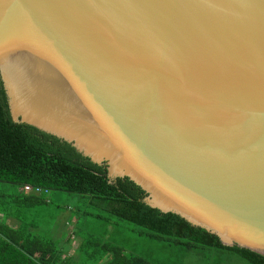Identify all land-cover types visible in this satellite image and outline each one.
<instances>
[{
    "label": "water",
    "instance_id": "1",
    "mask_svg": "<svg viewBox=\"0 0 264 264\" xmlns=\"http://www.w3.org/2000/svg\"><path fill=\"white\" fill-rule=\"evenodd\" d=\"M0 77L15 122L264 255V0H0Z\"/></svg>",
    "mask_w": 264,
    "mask_h": 264
},
{
    "label": "trees",
    "instance_id": "2",
    "mask_svg": "<svg viewBox=\"0 0 264 264\" xmlns=\"http://www.w3.org/2000/svg\"><path fill=\"white\" fill-rule=\"evenodd\" d=\"M3 184L15 189H0V214L4 217L0 220V264H187L185 260L195 259L193 255L200 264H239V258L250 264H264V255L225 245L206 228L174 212L152 207L144 201L145 190L129 177L110 181L105 164L94 162L70 142L15 122L0 77V185ZM27 184L49 192L22 191ZM50 191L79 195L83 202L72 208L73 216H78V226L71 239L72 243L76 238L79 241L73 254V244L60 246L54 237L38 233L36 220L28 218L29 209L51 203ZM79 216L103 224L105 231L86 230ZM9 217L16 218L19 224L9 225ZM119 229L132 234L138 246L149 243L153 248L145 253L134 246V241L130 244L110 239L111 232Z\"/></svg>",
    "mask_w": 264,
    "mask_h": 264
},
{
    "label": "rangeland",
    "instance_id": "3",
    "mask_svg": "<svg viewBox=\"0 0 264 264\" xmlns=\"http://www.w3.org/2000/svg\"><path fill=\"white\" fill-rule=\"evenodd\" d=\"M2 186H4L5 189H8L9 192H13L15 189V187L11 184L0 185V189L2 188ZM48 198L51 200L50 204L36 206L34 208L35 210L32 209L30 213L31 217H33L34 220L41 223V225H39V223H36V225L39 226V229L37 230V232L40 234H43L47 238L54 237L55 240L58 243H60V246L69 247L73 244L72 250L70 252L73 254L75 252V250L73 249L77 247V244L79 241L76 238L74 239L75 242L72 243L73 240L71 238L73 237V232L76 231L77 229L78 223L76 224V222H74L75 224L73 223L68 224L69 226H66L63 232L55 228L54 225L57 224L56 219L59 214L65 212L67 215H69L68 217L73 215V211L67 210L68 206H69V209H72L75 206L82 205L83 202L81 201L79 195H73L71 193L59 192V191H50ZM77 217L78 216H76L75 218L77 219ZM79 218H80L79 220H81L80 224L83 223L84 221L83 225L86 230H91L97 233H102L105 231V226L103 224L96 223L95 220L88 218V217L86 220H84V217L82 216H79ZM70 226H71V229H70ZM69 231L71 232L72 237L70 236L69 239H66ZM109 238L116 239V240H124L130 244H132L134 241V244H135L134 246H138V242L133 237V235L124 229L112 231ZM141 248L143 249L145 253H147L148 251H151L153 247L152 245L148 243V244H142L138 246L139 250ZM193 256L195 257V259H187L185 260V262H188L189 264H200L199 258L195 255ZM236 258L238 259L239 257H236ZM240 259L241 258L238 259L240 262L239 264H250L247 261L243 259L240 260Z\"/></svg>",
    "mask_w": 264,
    "mask_h": 264
},
{
    "label": "crops",
    "instance_id": "4",
    "mask_svg": "<svg viewBox=\"0 0 264 264\" xmlns=\"http://www.w3.org/2000/svg\"><path fill=\"white\" fill-rule=\"evenodd\" d=\"M55 198V197H54ZM49 201H51L50 199H48V202ZM29 210H32V209H29ZM67 210H69V211H72L73 209H69V206H68V208H67ZM25 212L27 211L26 209L24 210ZM69 215H67L65 212H63V213H61V214H59L58 215V217H57V219H56V222H57V224H55L54 225V227L55 228H57V229H59V230H61L62 232H63V230H64V228L66 227V226H69L68 224H71V223H73V224H75L74 222H76L77 221V219L75 218L76 216L74 215H72V216H70V217H68ZM31 217V215L29 214L28 215V218H30ZM72 218V219H71ZM1 219H4V217H3V215L2 214H0V220ZM34 219V218H33ZM34 221V220H33ZM37 223H39L38 221H36ZM7 223L9 224V225H11V226H17L18 224H19V222H18V220L16 219V218H13V217H9L8 219H7ZM39 224H41V223H39ZM70 229H71V226H70ZM71 231V230H70ZM68 232V234H67V237H66V239H69V237L71 236V232ZM72 237V236H71ZM73 238V237H72ZM71 250H72V248H71ZM71 250H70V252H71ZM74 250V249H73ZM187 264H189L188 262H187Z\"/></svg>",
    "mask_w": 264,
    "mask_h": 264
},
{
    "label": "built area",
    "instance_id": "5",
    "mask_svg": "<svg viewBox=\"0 0 264 264\" xmlns=\"http://www.w3.org/2000/svg\"><path fill=\"white\" fill-rule=\"evenodd\" d=\"M21 189L24 192H33L35 194H39L41 192H45V193L49 192V189L47 188L43 189L42 187H36V186L29 185V184L25 185Z\"/></svg>",
    "mask_w": 264,
    "mask_h": 264
}]
</instances>
